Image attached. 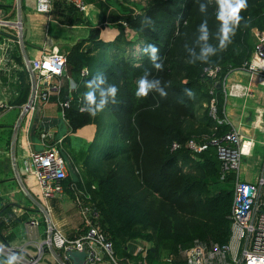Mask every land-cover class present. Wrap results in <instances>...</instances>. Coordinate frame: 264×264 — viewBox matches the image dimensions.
<instances>
[{
  "label": "trees",
  "instance_id": "16d2710c",
  "mask_svg": "<svg viewBox=\"0 0 264 264\" xmlns=\"http://www.w3.org/2000/svg\"><path fill=\"white\" fill-rule=\"evenodd\" d=\"M87 1L99 10L102 22L112 24L117 33L114 39L104 41L98 38L99 28L91 27L86 38L78 39L65 52L67 72L77 87L63 118L45 120L55 126L53 140L60 139L56 147L68 166L64 189L71 186L97 209L100 226L117 258L124 257L135 263L138 257L130 255L123 246L135 237L150 241L148 236L141 234L146 230L151 231L153 240L146 253L149 264L158 249L177 255L180 249L193 244L206 249L221 247L230 232L233 174L225 172L221 176L223 172L214 146L207 144L197 152L186 144L188 141L196 145L208 142L230 129V125L217 123L208 116H195L191 98L184 89L191 92L209 89L216 117L222 118V79L248 56L250 29H264V0H247L248 6L241 11L243 19L232 43L208 62L198 59L204 42L198 40L197 29L206 19L210 32L207 43L213 47L218 44L215 33L219 25L214 0L204 14L199 11V4L204 0H145L138 12L118 11L105 0ZM51 2L52 16L58 23L77 25L85 21L83 12L72 3L66 0ZM133 37L141 40L135 59L119 52L118 46L122 38L130 43ZM149 44L158 48L156 63L163 64V71L154 69L148 54H142L141 50ZM97 50L112 53L104 58L94 54ZM14 59L19 61L16 56ZM83 67L87 74L80 76ZM14 72V93L8 103L19 106L27 98L28 84L25 71ZM145 72L149 80L159 79L157 87L162 88L166 96L161 97L152 89L145 98L135 97L136 81ZM96 77L105 79L100 85L102 88L116 85V96L108 97L104 107L118 120L124 112L133 115L132 126L127 129L117 122L101 123L99 131L102 134L114 138L121 136L115 144H101L94 154L87 152L80 164L83 170L79 171L66 151L67 133L90 123L89 106L83 94L88 91L86 82ZM92 90L99 102V90ZM79 106L84 110L79 111ZM142 108L145 110L141 111ZM181 110L184 111L182 116ZM147 111L151 120L146 118ZM189 119L191 124L187 126ZM172 143L178 146L171 149ZM191 156L196 164L185 162ZM5 227L6 223L0 219L1 238Z\"/></svg>",
  "mask_w": 264,
  "mask_h": 264
},
{
  "label": "built area",
  "instance_id": "2783aa9c",
  "mask_svg": "<svg viewBox=\"0 0 264 264\" xmlns=\"http://www.w3.org/2000/svg\"><path fill=\"white\" fill-rule=\"evenodd\" d=\"M66 1L81 11L85 8L83 0ZM34 10L39 13H49L51 0H34ZM2 26L17 30V34L13 38L10 37L1 32ZM249 32L252 36L251 48L237 70L245 72L256 84L264 86V29L251 28ZM0 35L2 64L11 42L22 43L20 20H7L0 13ZM22 63L27 72L28 96L26 101L18 106L19 115L31 114L38 103H46L50 95L54 94L59 116L63 118L64 111L71 105L75 90L71 87L72 83L66 69L65 52H59L57 49L42 52L38 57L23 59ZM12 66L14 65H10ZM86 74L87 69L81 68L80 76ZM224 80L225 77L222 79L223 93ZM65 81L67 86L61 96L60 92ZM231 87L236 88L238 85L233 84ZM212 101L213 99L209 113L212 114L213 119L217 123H227L224 116L221 119L216 117ZM6 107L10 106L6 105ZM78 109L82 111L84 107L79 106ZM38 143L41 148L29 153L27 169L33 175L42 199L40 210L44 228L41 237L26 240L18 248L0 241V254L6 258L15 254L17 256L15 264H42L47 253L55 264H71L65 253L83 249L86 255L82 264H128L127 261L124 263L115 256L111 241L100 226L97 209L81 193L72 196V202L81 220L80 232L75 237H68L53 223L46 201L63 193V179L67 174L65 161L57 147L49 144L45 133L40 134ZM207 144L216 149L223 172L221 176L225 172L233 174L228 240L221 247L214 246L208 249L193 244L180 249L177 255L167 254L164 264H264V156L258 163V174L254 181H240L238 178L240 159L251 154L254 140L242 137L230 126V129L213 136L208 142L196 145L188 141L186 145L198 152L205 149ZM177 146L176 143H172L171 149ZM37 224L36 218H30L25 222V226L29 229ZM146 253L147 248H139L137 254L140 257L134 264H149Z\"/></svg>",
  "mask_w": 264,
  "mask_h": 264
},
{
  "label": "crops",
  "instance_id": "0c3cea01",
  "mask_svg": "<svg viewBox=\"0 0 264 264\" xmlns=\"http://www.w3.org/2000/svg\"><path fill=\"white\" fill-rule=\"evenodd\" d=\"M6 1L7 0H0V13H2V16L7 20L19 19L20 23H22L23 20L25 26L24 32L22 33V43L19 44L12 41L11 45L6 50L4 56L5 61H3L2 64L0 63V68L3 69L0 70V116L6 110L12 108L16 109V117L14 118L13 125H10L8 129L0 128V135L4 130H6L7 133L10 132L9 138L0 137V219L6 223V227L3 228L2 231L3 238L0 237V241L18 248L22 246L26 240L38 239L41 237V232L44 228V223L41 220L42 211L40 210L42 199L40 198L37 183L30 173V170L27 169L28 156L30 152L37 151L41 148L38 143L41 133L46 134L50 145L56 147V144H59L60 139L56 142L53 140V133L56 131L55 126L49 124L45 120L55 118L56 116L53 115L55 112H57V117L60 116L58 106L56 105V96L54 94L50 95L46 103H38L31 114L19 115L18 106L8 103L12 93H14V83L16 82V74L14 71H25L22 63L23 59L35 58L42 52L57 49V46L60 44L66 42L73 44L78 39L86 38L88 29L91 27L99 28L98 38L104 41H110L117 33V30L114 28L104 33V25L107 23L105 21L102 22L99 10L95 8L93 3L87 0H83L85 8L82 10L85 21L77 25L58 23L52 16V5L49 13L36 12L34 6H32V8H26L24 12H21L24 8L21 0H17L13 5ZM108 1L111 3H121L122 0ZM50 21L58 27L56 30H60L59 32L61 33H55L53 35L48 34L47 23ZM11 54H14V57H18L20 64ZM10 65L14 66L10 67ZM243 75L246 77L245 80L242 81ZM225 80L224 106L226 107L228 98H239L240 102L236 105L229 101L230 110L228 114L231 115L233 112V115L236 116V120L233 121L226 115L225 108H223L224 118L231 128L236 130L242 137L252 138L254 140L251 150L258 144L264 146V121L262 119L264 118V107L258 105L257 108L253 100L250 102L245 99L247 96L252 97L251 89L253 90L254 84H258H256L254 80H249L245 72L237 69L228 72L225 76ZM70 81L71 83H75L72 77H70ZM233 84H237L238 87L232 88L231 86ZM66 86L67 83L65 81L62 87L63 91L66 89ZM6 105L10 107H6ZM238 109L239 113H236ZM253 112L258 113L257 120L255 119L250 125H245L242 119L247 118H244L243 114H246L248 117L249 114ZM30 128H32V130L29 132ZM90 135L91 131L85 129V127H81L72 133H67L68 145L66 151L69 159L75 162L76 165L80 166L86 155L85 148L80 145L81 140L83 141L84 138L89 139ZM256 161L258 162V159H256ZM65 169L66 172H68L66 162ZM246 181L248 180L246 179ZM76 193L80 194V192L74 190L70 186L69 189H64L61 195L49 198L46 201L53 223L68 237H75L81 230V220L76 208L73 206L74 204L69 206L72 196ZM30 218L38 219L37 226L31 229L25 226V222ZM8 236L9 238H7ZM4 237L6 239H4ZM150 246V241L142 237H135L127 240L123 249L130 255L139 258L140 256L137 254L138 249L141 247L148 249ZM119 258L123 262L127 261L128 264H134L133 260L124 257ZM6 259L5 256L0 254V264H4ZM44 261L46 263L42 262V264H55L48 253ZM152 263L164 264V262L158 260Z\"/></svg>",
  "mask_w": 264,
  "mask_h": 264
},
{
  "label": "rangeland",
  "instance_id": "374dc122",
  "mask_svg": "<svg viewBox=\"0 0 264 264\" xmlns=\"http://www.w3.org/2000/svg\"><path fill=\"white\" fill-rule=\"evenodd\" d=\"M9 2V4L13 5L16 3L17 0H7ZM6 1V2H7ZM22 4L24 6V8L22 9L21 12H24L26 8H32V6H34V0H21ZM109 3V5L111 6V8H114L118 11H125L127 9L132 10L133 12H138L144 5H145V0H122L121 3H111L108 0H105ZM23 16V13H22ZM106 22V21H105ZM21 31L22 33L24 32V24H23V20L21 23ZM105 28L103 29V32H108V30L110 29H114L115 27H113L112 24H105L104 25ZM111 27V28H110ZM1 32L9 35L10 37H14L17 30L10 28V27H6V26H2L1 27ZM55 24L50 21L47 23V31L49 35H53L55 33L59 34L61 32L56 30ZM1 37V35H0ZM114 37H112V39H114ZM76 42V41H75ZM74 42V43H75ZM248 42L249 45L252 43V36L249 32V37H248ZM141 43L140 38H133L132 41L130 43H126L124 41V39L122 38L119 41V52H123V54L127 55V56H131L132 59L136 58L137 53L139 51V44ZM88 44V43H86ZM84 44V45H86ZM72 45V43H63L57 46V50L59 52H66L68 50V48ZM112 52L109 51H95L94 54H98V56H103L105 58L108 57ZM237 72V71H236ZM237 74V73H235ZM243 74V73H242ZM231 77V76H230ZM245 75H243V80H245ZM227 79V78H226ZM250 80V78H248ZM226 84V80H224V84L223 86ZM253 90L251 89V96L252 97H246L245 99L248 101H252L254 102L255 106L258 108V105L260 107H264V86L261 85H253ZM210 90L207 88H200V89H196V90H192V96H190L192 104H193V113L195 116L203 118V117H210L211 119H213L212 114L209 113V109L211 111V96H210ZM244 99V98H242ZM229 101L232 102V104H239L240 99L239 98H228L227 103H226V107L224 106V102H223V106L222 109L225 108L226 109V115L232 119L233 121L236 120V116L232 114H228L229 113V108H230V104ZM124 102V101H123ZM257 104V105H256ZM212 105H214V102L212 101ZM215 106V105H214ZM249 107V106H248ZM145 109L142 108L141 111H144ZM140 111V113H141ZM55 112V111H54ZM184 113L183 110H181V116ZM236 113H239V109ZM54 116H56L55 118H57V112H55L53 114ZM132 116L133 115H129V113H125L124 115L122 113L121 117L119 118V120L117 118H115L114 114L109 111L107 108L103 107V109L96 115V117H91L90 116V123L88 125L85 126V129L91 131V135L89 136V139L84 138L83 141L81 140L80 145L82 147L85 148L86 153L90 152L91 154H94L97 147H99L101 144H108V143H117V138L120 135H118V137L114 138V137H108L106 136L104 133V135L99 131L100 130V125L101 123H107L108 125L117 122L119 125L122 124L124 127H126L127 129L130 128L132 126ZM223 116V114H222ZM258 113H251L249 114V116L247 117L246 114H243L244 118L247 119H242L243 123L245 125H250L254 122V120L257 118ZM16 117V109L12 108L9 110L4 111L1 116H0V128L1 129H8L10 127V125H13L14 122V118ZM147 120H151L152 116L149 114V112L147 111V116H146ZM221 119V118H220ZM264 121V118H262ZM257 120V119H256ZM12 123V124H11ZM187 123V121H186ZM190 119L188 120V123L186 124L187 126L190 125ZM214 129V128H213ZM121 133V132H120ZM125 138V135H123ZM1 138L5 137V138H9L10 137V132L7 133L6 130L3 131V133L0 135ZM129 142V139L127 138V143ZM61 145V144H60ZM65 144H62L61 146L64 147ZM67 145V144H66ZM90 148V149H89ZM264 156V146L263 145H257L253 148V150H251V154L249 156L246 157H241L240 159V167H239V173H238V178L240 181H245L246 179L249 182H253L256 174H258V165L257 164L259 162V160L262 159V157ZM256 159H258V162L256 161ZM185 162H187L188 164H196L197 161L196 159H194V156L189 157L188 159L185 160ZM78 166L79 171L83 170V167ZM72 201V199H71ZM70 201V205H73V202ZM74 206V205H73ZM139 230V229H138ZM137 230V231H138ZM141 231V230H139ZM141 234L144 236H148L150 242H152V238H151V231H141ZM146 239V238H145ZM153 244V242H152ZM167 256V251L164 249H158V251L155 253V257L153 259L154 261H161L164 262V259ZM153 264V263H152Z\"/></svg>",
  "mask_w": 264,
  "mask_h": 264
},
{
  "label": "clouds",
  "instance_id": "9594fccd",
  "mask_svg": "<svg viewBox=\"0 0 264 264\" xmlns=\"http://www.w3.org/2000/svg\"><path fill=\"white\" fill-rule=\"evenodd\" d=\"M217 10L215 13V18L218 22V29L215 33L218 40V44L213 47L208 44L209 40V28L207 25V20H203L198 26V40L203 43V46L200 49V55L198 57L202 62H208L210 57L217 55L218 53L225 50L229 44L232 43L233 37L236 34L237 28L240 25L241 20V11L245 10L248 6L247 0H214ZM213 3V0H204L199 4V11L204 14L207 12L208 6ZM142 54H148L149 60L153 63L154 69L157 71H163V64L156 63L158 56V48L154 45H147L142 50ZM191 62V61H190ZM105 83L103 77H96L93 80L86 82V91L83 94V98L86 100L89 108L88 114L91 117H96V115L103 109L107 102L108 97H115L118 88L114 84H109L107 88H102L100 85ZM160 81L159 79L149 80L148 73L145 72L141 75L136 81V88L134 95L137 98H145L148 96L149 92L152 89H156L161 97L167 95V93L162 89L158 88ZM71 87L75 89L77 85L72 83ZM96 88L99 90V102H97L96 92L92 89ZM184 92L188 96H192L190 89L185 88ZM17 256L15 254L9 255L8 258L4 261V264H15Z\"/></svg>",
  "mask_w": 264,
  "mask_h": 264
},
{
  "label": "water",
  "instance_id": "95a60500",
  "mask_svg": "<svg viewBox=\"0 0 264 264\" xmlns=\"http://www.w3.org/2000/svg\"><path fill=\"white\" fill-rule=\"evenodd\" d=\"M217 85H219L217 83ZM152 250V248H150ZM85 252L83 249L81 250H72V251H67L65 253V256L67 257V259H69L71 261V264H82L83 261V257L85 256ZM1 263V261H0Z\"/></svg>",
  "mask_w": 264,
  "mask_h": 264
}]
</instances>
